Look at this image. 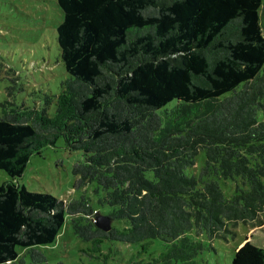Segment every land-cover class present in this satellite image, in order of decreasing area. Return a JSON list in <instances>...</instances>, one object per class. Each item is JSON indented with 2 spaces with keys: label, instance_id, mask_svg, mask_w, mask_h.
Wrapping results in <instances>:
<instances>
[{
  "label": "trees",
  "instance_id": "trees-1",
  "mask_svg": "<svg viewBox=\"0 0 264 264\" xmlns=\"http://www.w3.org/2000/svg\"><path fill=\"white\" fill-rule=\"evenodd\" d=\"M57 2L62 92L39 108L7 102L0 116L10 177L0 185V264H50L40 246L67 215L93 252L110 241L140 244L139 255L160 239L152 261L128 264H200L205 245L192 231L213 239L264 215V0ZM60 138L83 152L75 186L96 183L121 226L97 227L85 196L65 202L18 183L30 157ZM200 150L205 165L188 175ZM221 178L247 187L227 199ZM231 264H264V247L245 240Z\"/></svg>",
  "mask_w": 264,
  "mask_h": 264
},
{
  "label": "rangeland",
  "instance_id": "rangeland-1",
  "mask_svg": "<svg viewBox=\"0 0 264 264\" xmlns=\"http://www.w3.org/2000/svg\"><path fill=\"white\" fill-rule=\"evenodd\" d=\"M63 12L57 0H0V116L7 102L30 107H42L45 96H58L61 83L69 77L62 61L57 41V28ZM55 111L54 103L49 107L50 115ZM260 118H264L260 113ZM83 159L82 151H70L63 138L55 146H47L41 154H33L18 183L29 191L49 193L65 202L88 200L95 215L107 216L112 210L101 202L102 190L96 191V183L75 186L77 176L73 173L74 163ZM205 150H200L195 164L189 167L188 175L199 176L205 165ZM8 174L0 170V185L9 180ZM224 196L229 199L237 186L246 188L242 179H219ZM96 219L94 218V221ZM112 225L121 226L118 221ZM200 240L205 250L199 255L200 264H231L234 251L245 240L264 247V215L252 222L228 224L227 230L209 239L206 234L190 233ZM91 242L79 238L73 229L71 216L67 215L56 241L40 246L50 264H128L135 261L147 263L165 249V243L154 239L142 254L140 244L106 241L102 253L91 251ZM25 250L21 251V255ZM108 256L105 258L104 255Z\"/></svg>",
  "mask_w": 264,
  "mask_h": 264
},
{
  "label": "water",
  "instance_id": "water-1",
  "mask_svg": "<svg viewBox=\"0 0 264 264\" xmlns=\"http://www.w3.org/2000/svg\"><path fill=\"white\" fill-rule=\"evenodd\" d=\"M96 220L94 221L97 225L102 230L108 231L112 227V220L108 216L104 215H97Z\"/></svg>",
  "mask_w": 264,
  "mask_h": 264
}]
</instances>
